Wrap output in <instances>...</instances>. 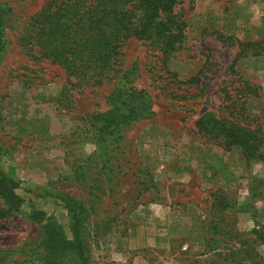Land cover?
<instances>
[{
  "label": "rangeland",
  "instance_id": "374dc122",
  "mask_svg": "<svg viewBox=\"0 0 264 264\" xmlns=\"http://www.w3.org/2000/svg\"><path fill=\"white\" fill-rule=\"evenodd\" d=\"M2 1L11 12L0 63L1 163L24 202L0 218V264L54 261L41 254L43 229L31 213L70 236L60 194L87 211L89 264H264L262 162L247 163L238 147L225 149L194 125L212 112L264 137V0H177L185 41L167 64L147 41L129 39L112 79L80 87L23 38L48 0ZM245 83L257 95L228 106ZM123 84L144 89L153 114L98 147L93 118Z\"/></svg>",
  "mask_w": 264,
  "mask_h": 264
},
{
  "label": "trees",
  "instance_id": "16d2710c",
  "mask_svg": "<svg viewBox=\"0 0 264 264\" xmlns=\"http://www.w3.org/2000/svg\"><path fill=\"white\" fill-rule=\"evenodd\" d=\"M176 3L177 0H48L29 17L23 38L29 50L36 51V59H46L64 70L70 86L99 84L113 78L121 47L129 39L147 41L167 64L185 41L186 23L173 12ZM10 12L11 7L0 0V63L7 50ZM241 54L233 58L232 70ZM190 81H195V76L179 82ZM257 89L245 83L238 91L240 96L228 106L243 97L256 96ZM106 101L108 108L93 118L92 135L98 147L117 143L131 123L153 114L148 93L126 84L114 88ZM194 125L200 134L223 148L238 147L247 163L262 162L264 171V137L255 129L212 112H204ZM3 154L0 147V218L19 212L24 202L16 191L20 181L2 169ZM58 196L67 212L70 236L53 218L33 211L31 218L43 229L45 246L41 254L53 258L51 264H63L65 257L71 264H89L84 240L87 211L81 201L65 194Z\"/></svg>",
  "mask_w": 264,
  "mask_h": 264
}]
</instances>
